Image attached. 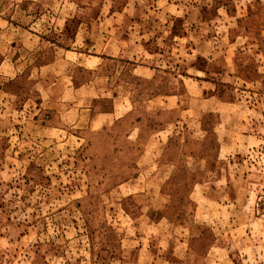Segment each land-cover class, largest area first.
Here are the masks:
<instances>
[{
  "label": "rangeland",
  "instance_id": "rangeland-1",
  "mask_svg": "<svg viewBox=\"0 0 264 264\" xmlns=\"http://www.w3.org/2000/svg\"><path fill=\"white\" fill-rule=\"evenodd\" d=\"M0 264H264V0H0Z\"/></svg>",
  "mask_w": 264,
  "mask_h": 264
},
{
  "label": "crops",
  "instance_id": "crops-1",
  "mask_svg": "<svg viewBox=\"0 0 264 264\" xmlns=\"http://www.w3.org/2000/svg\"><path fill=\"white\" fill-rule=\"evenodd\" d=\"M119 58L122 57L119 56ZM115 59L117 58H113L112 60ZM58 62V59L52 61L49 67L56 68L58 66ZM50 87L54 88L57 91H60L58 93V99L56 97H49L50 100L53 101L56 99L55 101L57 105L63 107V110H60L58 112H60V114L64 117H72L73 123L81 122L86 115L87 109L85 108V106H88L91 101L99 97L92 82L77 83L76 85L72 83V86L69 87L67 86L65 79L63 80V76H60V78L56 80V82H54Z\"/></svg>",
  "mask_w": 264,
  "mask_h": 264
}]
</instances>
